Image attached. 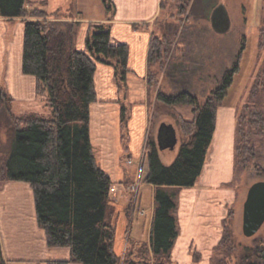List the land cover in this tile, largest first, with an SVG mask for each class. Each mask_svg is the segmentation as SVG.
Instances as JSON below:
<instances>
[{
    "label": "trees",
    "instance_id": "obj_1",
    "mask_svg": "<svg viewBox=\"0 0 264 264\" xmlns=\"http://www.w3.org/2000/svg\"><path fill=\"white\" fill-rule=\"evenodd\" d=\"M103 2L107 17L113 18V1ZM192 2L162 0V12L169 10L179 17ZM27 4L28 0H0V16L29 17L24 25L22 71L35 77L36 92L45 96L52 113L17 114L11 106L13 99L0 87V108L6 114L4 124L0 120V128L7 127L9 134L7 149L0 155V180L30 183L37 221L44 230L48 247H68L71 252L69 259L49 261L51 264H119L120 218L126 221L121 229L131 246L125 264H178L172 252L180 232L177 215L180 188L195 185L202 174L214 138L218 109L241 70L244 47L234 65L225 71L221 84L201 102L188 90L167 93L157 89L176 32L167 29L162 35L152 34L147 81L149 90L156 93L155 103L172 108L189 106L193 117L181 120L183 137L170 164L163 161L155 138H148L149 171L145 181L155 186L154 211L149 224V217H141L139 213L143 199L138 198V208L131 216L123 214L112 202L111 188L115 182L99 164L91 139V104L98 99L95 82L98 62L113 65L119 86L126 88L129 44L115 41L111 25L101 22L88 27L85 49H80L79 20L51 19V15L40 10L28 13ZM248 99L238 119L237 171L247 168L256 157L251 137L264 133V67L256 74ZM121 118L127 148L129 111L126 107L122 108ZM166 143L163 141V145ZM230 217L231 214L224 220L222 238L209 264H264V242L245 246L238 261L232 262L235 247ZM198 259L194 264H200ZM0 264H8L1 240Z\"/></svg>",
    "mask_w": 264,
    "mask_h": 264
},
{
    "label": "crops",
    "instance_id": "obj_2",
    "mask_svg": "<svg viewBox=\"0 0 264 264\" xmlns=\"http://www.w3.org/2000/svg\"><path fill=\"white\" fill-rule=\"evenodd\" d=\"M112 1L113 18L106 15L87 19L81 14L62 17L81 22L77 37L80 49H85L88 27L101 22L111 25L115 41L127 42L130 46L126 88L119 86L113 65L98 62L95 75L98 99L91 104V139L99 164L113 178L119 194L135 197L140 189L139 198L144 205L145 195L149 193L151 206H144L145 214L140 216L150 212L151 224L155 186L145 181L149 171L145 141L156 93L148 87V53L152 34L159 28L155 22L162 13V0ZM34 2L28 0V5ZM27 18L0 16V67L3 66L1 70L5 72L8 91L14 97L13 106L19 113L40 112L39 107L46 105L45 96L36 93L35 77L22 71ZM123 107L129 111L127 148L121 123ZM236 112L233 105L224 103L219 107L214 138L202 174L195 185L180 188L177 210L180 232L172 252L178 264H194L195 255L200 256V264L210 263L223 235L224 219L232 204H236L237 192L233 187ZM0 120L3 124L6 121L3 108ZM175 150L160 148L166 164L177 156ZM129 185L136 186V190H129ZM0 240L8 264L11 260L42 264L43 261L69 259L71 255L68 247H48L44 230L37 221L33 188L25 181H0Z\"/></svg>",
    "mask_w": 264,
    "mask_h": 264
},
{
    "label": "rangeland",
    "instance_id": "obj_3",
    "mask_svg": "<svg viewBox=\"0 0 264 264\" xmlns=\"http://www.w3.org/2000/svg\"><path fill=\"white\" fill-rule=\"evenodd\" d=\"M35 1L34 3H38V5L34 3L26 5L27 12L30 13L34 10L46 11L51 15V19H56L57 17L64 19L62 15L80 16L79 14L87 19H98L107 15V9L103 0ZM217 7H224L230 19L229 26L227 28L224 27L222 30H216L212 24V15ZM167 8L169 9L170 7L167 6ZM155 23L159 28L155 29L154 32H157L159 35L165 33L167 29L171 32H176L173 37L172 52L167 60L165 71L159 74L157 86V89H162L167 93L188 90L195 94L201 102H205L213 90L221 84L225 71L234 65L240 50L244 47L240 60L241 70L236 74L235 81L230 87L229 94L224 101L225 104L233 105L237 108L235 179L233 182V187H235L237 194L236 204H232L228 212V215L231 214L229 225L232 232V242L235 247L232 262L235 263L238 261L239 254L245 246L264 242V224L253 236H246L243 231L244 202L248 190L253 183L264 180V133L254 134L251 137L252 144L256 150V157L252 160L251 164L245 169L236 170L239 115L242 113L243 106L249 100L250 89L256 74L264 67V0H193L188 11L182 16L175 17L172 15V11L167 10L160 14ZM2 68L0 67V87L4 88L13 99L11 102L13 111L20 114L13 106L14 97L8 91L7 80L5 79L6 75L1 70ZM41 108L39 107V111L45 115L52 113L50 106L45 105ZM152 116V120L149 121L150 131L145 141V149L149 136L154 137L159 144V135L163 139L169 136L168 134L171 135L169 129L163 127V123H167L174 127L179 140L174 148L166 146V149H176V155L179 151L180 139L183 137L180 123L183 118L191 119L193 117L191 107L177 106L172 108L155 103ZM8 142V128L3 126L0 128V155L7 149ZM139 190L135 197L129 198V194L125 195L126 197L119 194L117 188L111 192V200L123 214L131 216L130 214L133 215L134 211L138 208ZM149 197L150 195L147 192L144 205H141L139 208L140 215L142 214L140 210H143L144 206L146 208L151 206ZM149 214L150 212L142 217H148ZM121 225H126V221L123 222L122 218H120L117 248L121 257L119 264H125L126 253L130 250L131 246L127 235L124 236L123 234ZM195 256L196 258L200 257L199 255ZM198 261H200V258ZM11 262V264H25V262L21 261L11 260ZM42 264L51 263L43 261Z\"/></svg>",
    "mask_w": 264,
    "mask_h": 264
},
{
    "label": "water",
    "instance_id": "obj_4",
    "mask_svg": "<svg viewBox=\"0 0 264 264\" xmlns=\"http://www.w3.org/2000/svg\"><path fill=\"white\" fill-rule=\"evenodd\" d=\"M217 9L224 11L222 19L216 18ZM212 24L216 30H222L227 28L230 24V19L228 13L224 7H217L212 15ZM163 127L169 129L171 135L166 136V138H159L160 148H165L170 146L174 148L178 142V137L174 127L170 124L163 123ZM163 141L167 142L166 145H163ZM264 224V180L257 181L253 183L247 193L246 200L244 202V211H243V231L246 236L255 235Z\"/></svg>",
    "mask_w": 264,
    "mask_h": 264
},
{
    "label": "built area",
    "instance_id": "obj_5",
    "mask_svg": "<svg viewBox=\"0 0 264 264\" xmlns=\"http://www.w3.org/2000/svg\"><path fill=\"white\" fill-rule=\"evenodd\" d=\"M130 162L132 161L131 159L129 160ZM118 187L116 185H113L112 188H111V192L112 191H115ZM129 190H136V186L134 185H129L128 187ZM141 213L144 214L145 213V209L141 210Z\"/></svg>",
    "mask_w": 264,
    "mask_h": 264
},
{
    "label": "flooded vegetation",
    "instance_id": "obj_6",
    "mask_svg": "<svg viewBox=\"0 0 264 264\" xmlns=\"http://www.w3.org/2000/svg\"><path fill=\"white\" fill-rule=\"evenodd\" d=\"M215 15L217 19H222V16L224 15V11H222L221 9H217Z\"/></svg>",
    "mask_w": 264,
    "mask_h": 264
}]
</instances>
